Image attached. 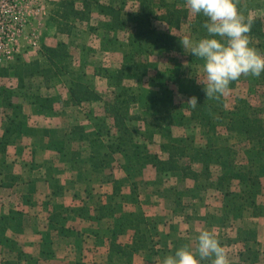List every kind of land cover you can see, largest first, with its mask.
Wrapping results in <instances>:
<instances>
[{
	"label": "crops",
	"instance_id": "1",
	"mask_svg": "<svg viewBox=\"0 0 264 264\" xmlns=\"http://www.w3.org/2000/svg\"><path fill=\"white\" fill-rule=\"evenodd\" d=\"M56 91L69 99L68 88ZM18 101L27 118L18 119L22 130L0 149V264H155L185 243L195 248L204 229L216 233L234 264L261 263V215L227 211L216 181L159 175L148 165L133 184L120 152L98 171L89 160L91 119L61 118L89 101L61 107L56 100L53 118ZM10 124L0 118V137ZM116 180L121 191L112 197ZM214 193L217 203L210 201ZM120 212L144 213L146 241L138 242L131 227L113 235Z\"/></svg>",
	"mask_w": 264,
	"mask_h": 264
},
{
	"label": "trees",
	"instance_id": "2",
	"mask_svg": "<svg viewBox=\"0 0 264 264\" xmlns=\"http://www.w3.org/2000/svg\"><path fill=\"white\" fill-rule=\"evenodd\" d=\"M117 5L105 0H60V8L55 12L54 21L57 29L62 33L73 34L76 20H89L94 7L108 18V25L112 30L124 29L128 23L133 24V35L129 39L131 52L125 55L119 69L115 72L103 74L109 80L112 99L105 100L94 85L87 82L85 74L77 76L68 72L67 61L70 52L65 42L59 41L56 46H43L50 65L44 67L39 61L33 65L19 69L13 68L19 80V89L25 87L24 77L42 76L48 83L49 75H64L69 73L68 90L70 97L67 104H81L82 102L103 101L105 111L112 118L113 129L105 131L101 125L109 118H90L96 131L90 140V162L98 171L110 167L114 160V153L120 152L124 157L122 164L130 181L135 183L143 169L152 165L159 175L172 173L179 178L216 181V187L224 196L227 211L231 208L235 212L251 209L253 215H263L264 211L258 202L261 194V177L252 170L254 165L262 168L264 163V104L255 105L249 99L238 98L233 108L226 106V97L219 100H207L204 85H194L187 89L188 98L196 96L198 104L195 108L187 102L184 108H177L173 85H179L183 78L177 70L169 68L162 59L172 53H182L183 46L179 35L169 31H159L154 22L160 20L170 28L179 29L182 23L191 15L186 7V0H116ZM119 4V5H118ZM130 7V10L127 8ZM205 17L194 15L190 21L191 31L201 37L206 33L202 24ZM248 37L252 42L258 41L254 48L264 53V20L254 17ZM157 58L152 59L154 54ZM166 65V66H165ZM12 67V66H11ZM10 68H0V77L9 75ZM56 73V74H55ZM242 77V76H241ZM240 77V79H241ZM149 78V89L127 84V80L137 84ZM255 78V85H264V73ZM232 82L229 90L234 89L240 82ZM50 85V83L48 84ZM25 89V88H24ZM0 84V97L5 108L9 109L7 118L11 124L0 137V149L4 150L10 141V135L22 130L21 120L27 118L23 113L22 103L15 102L13 96L32 103L38 114L53 116L55 99L44 96L38 91L14 92ZM142 105L144 115L133 113L132 109ZM144 119L150 130L155 128L163 131L172 128L181 121L194 122L200 126L205 144L196 145V137L174 138L162 140L160 152L152 151L147 144L142 147L136 141L139 132L131 127L130 121ZM146 126V127H147ZM111 135L116 139L113 143L105 144L98 136ZM146 137V136H145ZM234 139V140H232ZM149 140L153 142V134ZM232 141V142H230ZM244 151L251 166L240 164L238 154ZM166 155V156H165ZM199 164L200 168H196ZM219 166L218 174L213 170ZM235 180L238 188L233 189ZM112 197L121 191L122 182L114 183ZM135 191V187H132ZM113 210V208H112ZM115 222L113 235L124 230L125 227L135 229L137 241H146L149 222L142 212H120Z\"/></svg>",
	"mask_w": 264,
	"mask_h": 264
},
{
	"label": "rangeland",
	"instance_id": "3",
	"mask_svg": "<svg viewBox=\"0 0 264 264\" xmlns=\"http://www.w3.org/2000/svg\"><path fill=\"white\" fill-rule=\"evenodd\" d=\"M105 1H114L117 5V2H115L116 0ZM39 3L41 15L38 19L32 20L25 34L20 37L19 44L21 51L14 54L11 59L5 60L0 64V68H10L9 75L0 77V84L15 90L14 92L21 93L32 90L38 91L44 96L50 94L49 89H53L55 95L51 97L58 100L61 107L68 106L69 104L66 103L65 99L61 98L56 90H61L62 88L63 92H66L69 73L54 75V72H52L49 75L48 83L42 76L24 77L23 82L25 84V89H19V80L13 69L14 67L20 70L27 68L33 65L34 61H39L44 67L50 68V63L45 56L46 53L43 46H56L59 41H63L68 46L70 52V58L67 61V64L70 62L68 64V72H74L77 76L85 74L87 82L94 85L105 100L112 99L113 95L108 85L109 80L103 74H105V72L112 73L119 69L125 59V55L131 52L129 39L134 32L133 24L128 23L124 29L112 30L108 25V18L103 16L97 7H94L89 20L75 21L73 34L62 33L57 29L54 21L55 12L60 8V0H39ZM240 7L245 15L251 13L253 17H260L264 20V0H241ZM127 10H130V7H128ZM193 17L194 15H191L185 20L179 29L170 28L160 20L155 21L154 25L159 31L174 32L181 36L188 34L191 38L197 39V35L191 31L190 26V21ZM31 37L34 39L31 40ZM250 43L251 46L254 47L258 41L252 42L250 40ZM155 58H157L156 53L152 56V59ZM162 61L165 62L169 68L180 72L183 78V82L179 85H173V88L175 90L177 108H184L185 106H183V104L189 99L184 92L195 84L202 85L197 83V76L203 75V61L195 58L190 53H186L184 50L182 53H172L166 58L164 57ZM185 62H187V66H185ZM148 81L149 78H145L144 81L137 84L136 81L127 80V84L135 86L136 88L139 86L144 89H149ZM255 82L254 76H242L237 87L229 90L225 94L226 106L228 108H233L240 97L249 99L255 105L264 104V85H255L256 87L254 89ZM49 83L50 85H48ZM12 99L15 102H19L18 100L21 99V95L13 96ZM141 106L142 105H138L134 107L132 112L144 115L145 111L142 110ZM8 111L9 109L4 107L0 97V118H7ZM40 115L45 118H53V116ZM61 118H109L106 123V120L101 122V125L105 131L110 130L112 135V132L115 131L112 127V118L105 111L103 101L87 102L83 106H70L69 115ZM129 123L132 128L139 132H145L147 130L146 137L142 136L140 133L136 134V141L141 147L147 144V147L155 152L161 150L160 144L162 140L169 139L172 136L176 139L181 137L185 139L186 137L194 136L196 137L195 143L198 146L205 144L206 141L202 138V128L200 129L199 125H196L194 122L190 123V121L186 120L179 122L172 128H166L163 131L155 128H150V130L147 129L149 127L144 119L132 120ZM151 134H153V142L149 140ZM104 138L107 144L113 143L116 139L111 135H105ZM238 160L242 165L246 164L249 167L251 166V162L248 160V156H246L244 151L239 152ZM195 167L200 168V165L195 164ZM213 168L215 173L218 174L219 166H214ZM252 170L259 173L261 177V194L259 195L258 202L261 204L264 211V163L262 168L254 165ZM105 174L108 175L109 172L107 171ZM104 177L107 178L108 176ZM218 200L217 193L211 195V202L217 203ZM249 212L251 214V210H249ZM253 224L256 225L255 221H253ZM260 225L261 263L257 264H264V213L261 215Z\"/></svg>",
	"mask_w": 264,
	"mask_h": 264
},
{
	"label": "clouds",
	"instance_id": "4",
	"mask_svg": "<svg viewBox=\"0 0 264 264\" xmlns=\"http://www.w3.org/2000/svg\"><path fill=\"white\" fill-rule=\"evenodd\" d=\"M240 4L241 0H186L190 15L205 17L203 36L179 37L184 51L203 61V75L197 76V83L204 85L207 100H219L241 76L264 73V53L252 47L248 37L254 17L245 15ZM186 102L195 108L198 99L192 96ZM195 239V248L185 243L155 264H234L213 230H201Z\"/></svg>",
	"mask_w": 264,
	"mask_h": 264
},
{
	"label": "built area",
	"instance_id": "5",
	"mask_svg": "<svg viewBox=\"0 0 264 264\" xmlns=\"http://www.w3.org/2000/svg\"><path fill=\"white\" fill-rule=\"evenodd\" d=\"M40 15L39 0H0V64L21 51L20 37Z\"/></svg>",
	"mask_w": 264,
	"mask_h": 264
}]
</instances>
